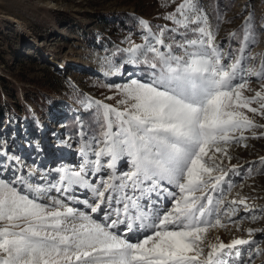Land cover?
I'll return each mask as SVG.
<instances>
[{
  "label": "snow or ice",
  "instance_id": "snow-or-ice-1",
  "mask_svg": "<svg viewBox=\"0 0 264 264\" xmlns=\"http://www.w3.org/2000/svg\"><path fill=\"white\" fill-rule=\"evenodd\" d=\"M164 18L174 26L155 32L140 19L143 42L119 50L128 54L120 68L144 66L139 79L115 86L123 107L86 105H95L96 131L79 133L78 165L0 178V264H251L260 252L254 229L249 239L204 243L210 227L225 226L222 215L231 220L238 211L225 206L224 191L240 170H225L216 154L227 156L222 145L247 140L245 130L264 128L243 111L264 116V93L243 94L248 77H264V65L244 67L255 43L250 18L240 47L229 51L216 42L199 0H182ZM0 156L23 167L3 149ZM121 163L127 171L118 172ZM256 163L264 166V157L249 162L247 175ZM227 204L253 211L243 197ZM239 246H250L246 257Z\"/></svg>",
  "mask_w": 264,
  "mask_h": 264
},
{
  "label": "rangeland",
  "instance_id": "rangeland-1",
  "mask_svg": "<svg viewBox=\"0 0 264 264\" xmlns=\"http://www.w3.org/2000/svg\"><path fill=\"white\" fill-rule=\"evenodd\" d=\"M181 2L0 0V149L8 156L19 157L23 165L21 167L15 161L10 162L5 156H0V164L7 169L0 170V178L12 180L14 175L26 176L29 170L37 171L39 176L59 167L61 156L57 157V154H61L62 149H67L62 154L69 153L68 149L73 154L70 158L62 155V159L71 160L73 166L78 165L81 162L77 152L81 144L79 133L83 130L92 135L96 131L95 105L92 108L86 105L89 101H100L122 108L117 103L122 97L115 86L143 75L144 66L124 65L120 68L128 54L119 50L128 48L129 41L143 42L140 19L146 20L154 32L165 25L173 27L172 21L164 17ZM199 5L216 30V42L224 51L240 47L244 35L242 28L246 18H250L255 43L245 53L249 58L244 67L260 71L264 65V0H199ZM170 35L165 34L166 43ZM116 68H120V72L113 75ZM247 80L244 96L251 97L256 91L264 93V77H248ZM251 106L259 105L253 102ZM87 111L89 122L83 119ZM243 111L256 124L264 125V116L246 109ZM37 119L42 121L40 128L37 127ZM48 126L51 130H47ZM34 127L39 128L35 135L32 132ZM253 132L258 138H251ZM262 132L264 128L245 130L243 135L249 137L247 140L222 145L227 149V156L216 154L225 170L232 165L240 170L239 176H231L232 190L229 192L225 187L224 191L225 206L236 207L238 211L231 220L222 215L225 226L210 227L204 239L205 245L218 240L228 243L234 238L249 239L247 229L256 230L252 239L260 252L252 258L251 264H264V166L253 164V174L247 175L249 162L264 157ZM59 139L64 144L58 143ZM49 162H54L52 167ZM120 169L128 170L123 163ZM54 176L55 173L49 179ZM36 182L34 179L33 183ZM80 193L82 191L74 195L91 202L90 194ZM49 195L59 197L55 192ZM241 197L246 198L252 212L245 213L242 205L227 204ZM73 206L88 211L83 205ZM170 206L166 202V207ZM251 216L259 218L253 221ZM239 247L242 256L246 257L244 249L250 246ZM207 250L205 247V252Z\"/></svg>",
  "mask_w": 264,
  "mask_h": 264
},
{
  "label": "bare ground",
  "instance_id": "bare-ground-1",
  "mask_svg": "<svg viewBox=\"0 0 264 264\" xmlns=\"http://www.w3.org/2000/svg\"><path fill=\"white\" fill-rule=\"evenodd\" d=\"M39 50H41V47H39ZM54 126L57 128L56 125H54ZM48 129H50L49 126L47 127V130H48ZM50 130H51V129H50ZM49 133H50V132H49ZM53 139H54V138H53ZM55 139H56V138H55ZM57 139H58V138H57ZM59 141H60V142H59ZM57 142H58V143H62V144H64V141H63V140H60V139L57 140ZM67 147H68V146H67ZM60 149H61V148H60ZM64 150H67V149H62V152H61V150H60L61 154H60V153L57 154V157L63 155V156H65V157L70 158V157L73 156V154H72V150H71V149H68L69 153H67L66 155H65V154H62L63 152H65ZM45 155H47V154H45ZM54 157H55V156H54ZM72 166H73V165H72ZM77 192H78V191H77ZM75 193H76V192H75ZM80 194H81V195H84V194L87 195L88 193L86 194V192H82V193H80Z\"/></svg>",
  "mask_w": 264,
  "mask_h": 264
},
{
  "label": "trees",
  "instance_id": "trees-1",
  "mask_svg": "<svg viewBox=\"0 0 264 264\" xmlns=\"http://www.w3.org/2000/svg\"><path fill=\"white\" fill-rule=\"evenodd\" d=\"M1 113L3 114L4 113V109L1 107ZM90 114H88V111L86 112V114H84V116H83V119L86 121V122H89V118L90 117H88ZM88 124V123H87ZM90 124V123H89ZM33 126H35V125H33ZM33 132V131H32Z\"/></svg>",
  "mask_w": 264,
  "mask_h": 264
}]
</instances>
